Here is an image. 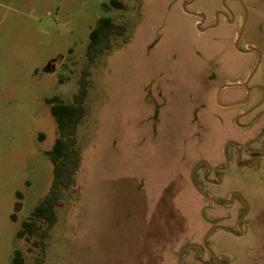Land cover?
Returning a JSON list of instances; mask_svg holds the SVG:
<instances>
[{
  "label": "rangeland",
  "instance_id": "rangeland-1",
  "mask_svg": "<svg viewBox=\"0 0 264 264\" xmlns=\"http://www.w3.org/2000/svg\"><path fill=\"white\" fill-rule=\"evenodd\" d=\"M243 1L240 48L261 50L250 87H264V0ZM122 2L123 9L111 0H0V264H12L16 250L28 264H179L180 249L201 244L213 226L237 229L239 201L214 206L193 188L190 171L201 160L224 166L229 142L243 145L264 127L236 124L262 97L255 91L242 103L260 55L235 47L245 20L241 3ZM103 17L119 28L111 48L91 61L90 34ZM84 77L90 85L77 133L81 163L72 185L59 189L43 250L18 233L54 183L49 152L59 129L47 100L73 102ZM205 170L200 165L195 174L204 192L220 200L240 192L250 201L249 234L256 236L215 230L212 250L232 264H264V182L232 166L215 186L204 182ZM196 253L185 250L182 263L198 264Z\"/></svg>",
  "mask_w": 264,
  "mask_h": 264
},
{
  "label": "trees",
  "instance_id": "trees-1",
  "mask_svg": "<svg viewBox=\"0 0 264 264\" xmlns=\"http://www.w3.org/2000/svg\"><path fill=\"white\" fill-rule=\"evenodd\" d=\"M111 5L118 9L124 8L122 0H111ZM118 28L119 26L110 17H103L99 20L97 27L90 34L91 40L87 54L91 61H95L111 48L112 37ZM89 85V80L84 77L73 102L66 103L60 97L47 100L52 106L51 111L59 129V137L53 150L49 152L54 164V183L49 196L34 210L30 219L23 223V228L18 233L19 239L26 237L28 241L43 250L46 247L45 241L49 237V232L57 221L59 189L72 185L74 175L81 163V154L77 147V133L86 115ZM13 217L16 218L15 215ZM12 264H28L21 250L15 251Z\"/></svg>",
  "mask_w": 264,
  "mask_h": 264
},
{
  "label": "flooded vegetation",
  "instance_id": "flooded-vegetation-1",
  "mask_svg": "<svg viewBox=\"0 0 264 264\" xmlns=\"http://www.w3.org/2000/svg\"><path fill=\"white\" fill-rule=\"evenodd\" d=\"M217 23H219V21H217ZM238 38H237V40H238ZM235 47H236V43H235ZM239 48H240V43H239ZM255 91H260L261 94H262V97L256 104H254L253 106H251L249 109H247L246 111H244L241 114V115H245L246 114V116H244L242 118H246V117L252 116L251 119L249 120L248 124H246L244 126H242L240 124L242 126L240 128L244 129V130L253 128L258 122H263L264 123V90H262V89H254L249 95L248 103L250 102V100L252 98V95L254 94ZM247 98H248V94H247ZM247 98H245V100H247ZM234 143L235 144H231L228 147H230V146L234 147L235 152H231V150L229 152L228 151V147L226 148L227 145L223 148V156H224V159H225V165L224 166H216L214 168H211L210 164H209V166L206 163H201L200 164V165H205V167H206V170L203 173L204 174V176H203L204 182H207L208 184H212V185H215V186H222L224 184L223 173L228 172L232 168V166H234L235 169L242 170V172H244V173L254 174L256 179L258 180V182H260V183L262 182L263 183L264 182V127L254 138L248 140L245 144L239 145L236 142H234ZM230 153H231V158L233 160L230 158ZM234 154H235V159H234ZM228 160H229V166H228V163H227ZM200 165H198L196 167V169L194 170V172H193L194 183L196 184V186L203 193H205L206 195L212 197L208 193L204 192V190L198 185V183L195 180V174H197L196 171H197V169H198V167ZM193 169H194V167L190 171V182H191L193 188L196 190V192L202 198H204L205 200H207L208 202L212 203L214 206H216L218 208L233 207L236 204L235 202L237 200L239 201V204H237V205H239V212L241 213V216H240V218H239V220L237 222V229L233 230L232 228H228L231 232H227V233L229 235H231L232 237L237 238V239H243V238H246V237H249V238H252V239H256L255 235L249 234V231H250V228H251V222L248 220V218H249V216L252 213V204L250 203V201L240 192L239 193L242 195V197L236 195L232 205L219 206L216 203L206 199L194 187V184H193V182L191 180V174H192ZM208 174H213L215 180H210L208 178V176H207ZM260 183H259V185L261 186ZM232 195H231V197L228 200H220V199H216V198H213V197L212 198L218 200L219 202L226 203L227 201L232 199ZM257 206H263V205L258 203ZM222 217H223V220H226V219L228 220L230 218V214H224ZM207 233L205 234L201 244L190 243V244H194V245L189 247V248L197 249V253L194 255L193 259L198 264H232V261L229 258H227V257L218 258L216 256L217 259L215 258L214 255H216V254L214 253V251L212 250L211 246L209 245V239H210V236H211V234L213 232L210 234L206 245L204 244V239H205ZM189 248H187V249H189ZM223 248L224 249H228L229 247H223ZM187 249H185V250H187ZM183 252H182V254H183ZM248 252L249 251H247V252L245 251L244 255L248 254ZM205 256H207V259L204 258ZM181 260H182V256H181Z\"/></svg>",
  "mask_w": 264,
  "mask_h": 264
},
{
  "label": "water",
  "instance_id": "water-1",
  "mask_svg": "<svg viewBox=\"0 0 264 264\" xmlns=\"http://www.w3.org/2000/svg\"><path fill=\"white\" fill-rule=\"evenodd\" d=\"M195 1H196V0H192L191 3H187V4H192V3H194ZM239 1H240L241 5H242V7H243L244 12H245V20H244L243 28H242L241 31H240L239 38H238V40H237V42H236V48H237L239 51L243 52V53L257 52V53L260 55L259 64L257 65L255 71L251 74V76L249 77V79L243 84V86L245 87V89L248 91V98H247V100H245L244 102H242L243 104H246V103H248V99H249V95H250V93H251L254 89H262V90H264V87H262V86H254V87H250V82H251V80L253 79V77L255 76V74H256V72H257L259 66H260V63H261V61H262V52H261L260 49L255 48V47H251L250 50H247V51H242V50L239 48V43H240V41H241V39H242V37H243V34H244V28H245V26H246V24H247V20H248V9H247V7H246V5H245V3H244L243 0H239ZM196 15L199 16V17H201L202 20H203V22L206 21V16H205L204 14H196ZM218 25H219V23H217L215 26H213V27H211V28H213V29H214V28H217ZM198 30H202V24H199V25H198ZM226 87H227V86H225V87H223V88H226ZM223 88H222V89H223ZM220 91H221V90H220ZM220 91H219V93H218V100H219V102H220ZM244 116H246V114L237 117V119H236V124H237V126L242 127V126L240 125V123H239V120H240L242 117H244ZM231 144H235V143H234V142H230L229 144H227L226 148H227L229 145H231ZM201 163H206V164L209 166V163H208V162H206V161H204V160L199 161V162L194 166V169H193L192 174H191V180H192V182H193V184H194V187L198 190V192H199L203 197H205L206 199H208V200H210V201L216 203V204L219 205V206L232 205L233 202H234V198H235L236 195L242 197V195H241L239 192H236V193H234V194L232 195V199H231V200L227 201L226 203H222V202H219L218 200L213 199L212 197L206 195L205 193H203V192H202V191L196 186V184L194 183V180H193V172H194V170L196 169V167H197L198 165H200ZM227 163H228V166H229V160H228ZM20 209H21V205H17V206H16V210H15V212H16V213L19 212ZM215 230H222V231H225V232H231L228 228H226V227H224V226H220V225L213 226V227L208 231V233H207V235H206V237H205V239H204V244H205V245H206V243H207V240H208L210 234H211L212 232H214ZM193 245H194V244H187V245L183 246V247L180 249L179 254H178V261H179V264H182V260H181L182 252H183L185 249H187V248H189V247H191V246H193ZM201 248H202V247H201ZM214 256H215V258L217 259L216 255H214Z\"/></svg>",
  "mask_w": 264,
  "mask_h": 264
}]
</instances>
